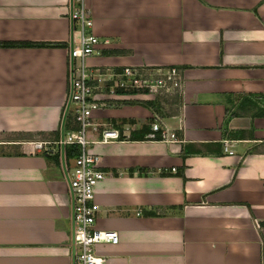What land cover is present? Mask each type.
<instances>
[{
	"label": "crops",
	"instance_id": "1",
	"mask_svg": "<svg viewBox=\"0 0 264 264\" xmlns=\"http://www.w3.org/2000/svg\"><path fill=\"white\" fill-rule=\"evenodd\" d=\"M85 5L100 42L91 69L175 68L182 80L178 111L166 117L154 101L100 95L87 139L108 177L95 192L94 227L118 243L96 254L106 264H264V0ZM70 12L71 0H0V44L9 45L0 46V264L74 261L57 146ZM158 114L176 142L100 143L109 127L148 134ZM35 142L48 145L38 151Z\"/></svg>",
	"mask_w": 264,
	"mask_h": 264
},
{
	"label": "built area",
	"instance_id": "2",
	"mask_svg": "<svg viewBox=\"0 0 264 264\" xmlns=\"http://www.w3.org/2000/svg\"><path fill=\"white\" fill-rule=\"evenodd\" d=\"M70 19L74 35V44L68 51L71 76V100L68 110L73 119V129L64 130L62 141L57 143L77 150L72 158L73 165L68 173L69 191L73 205V241L76 254L73 264H106L95 249L99 245H115L118 235L113 231H99L94 227L97 207L95 192L100 182L108 177L102 170L101 158L90 150L88 130L93 126V113L102 106L100 95L139 96L144 101L164 100L162 97L181 95L182 80L175 68L123 67L91 69L88 60L95 54L99 45L93 34V19L85 5V0H71ZM76 38V40H75ZM71 63V64H70ZM102 84L101 86L97 85ZM68 116V115H67ZM149 133L144 141L176 142L174 132L162 125L161 118L155 115L149 125ZM133 127L120 133L111 127L101 132L100 143L125 142L131 140ZM130 132V133H128ZM48 145L35 142L36 150L42 151ZM46 151V150H45ZM223 152L232 155L231 146L226 142ZM258 229L259 222L254 221Z\"/></svg>",
	"mask_w": 264,
	"mask_h": 264
},
{
	"label": "water",
	"instance_id": "3",
	"mask_svg": "<svg viewBox=\"0 0 264 264\" xmlns=\"http://www.w3.org/2000/svg\"><path fill=\"white\" fill-rule=\"evenodd\" d=\"M70 79H71V76H70ZM70 96H71V81H70V87H69L67 103H66V106H65V109H64V112H63V116H62V120H61V124H60V141H62L63 137H64L65 121H66V118H67V115H68V110H69V107H70V100H71ZM60 153H61V161H62V166H63V172H64V175L66 177V181H67L68 188H69V180H68V175H67V172H66L65 161H64V145L63 144L60 145ZM73 229H74V222H73V207H72V235H73ZM72 253H73V259H74V257H75L74 241H73Z\"/></svg>",
	"mask_w": 264,
	"mask_h": 264
},
{
	"label": "trees",
	"instance_id": "4",
	"mask_svg": "<svg viewBox=\"0 0 264 264\" xmlns=\"http://www.w3.org/2000/svg\"><path fill=\"white\" fill-rule=\"evenodd\" d=\"M0 46H9V45L8 44L7 45L6 44H0ZM23 46L43 47V46H48V45H44V44H24ZM158 102H159V100L156 101L155 103H151L150 105L153 106V107L157 106L158 108H160L158 106ZM68 118H69V115L67 116V120H68ZM67 120H66V122H67ZM66 125H67V123H66ZM65 129H66V126H65ZM145 134H146V130H143V131H141V132H139L137 134H131V141H133V140L135 141V140H139V139L142 140L143 137L145 136ZM76 153H77V150L74 147H65V149H64V158H65V164L66 165H67V161L69 159H72L76 155Z\"/></svg>",
	"mask_w": 264,
	"mask_h": 264
},
{
	"label": "rangeland",
	"instance_id": "5",
	"mask_svg": "<svg viewBox=\"0 0 264 264\" xmlns=\"http://www.w3.org/2000/svg\"><path fill=\"white\" fill-rule=\"evenodd\" d=\"M164 100H159L158 102V106L163 110L162 112V117H166V116H163V115H167L170 111H178L177 109V96H173L172 99L171 97L169 98L168 96L167 97H162ZM161 114H158V116H160ZM67 164H71V161L68 160L67 161Z\"/></svg>",
	"mask_w": 264,
	"mask_h": 264
}]
</instances>
